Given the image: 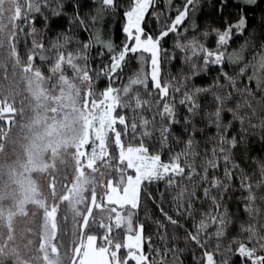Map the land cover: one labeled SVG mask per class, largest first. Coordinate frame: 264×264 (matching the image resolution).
Segmentation results:
<instances>
[{
  "label": "snow or ice",
  "instance_id": "1",
  "mask_svg": "<svg viewBox=\"0 0 264 264\" xmlns=\"http://www.w3.org/2000/svg\"><path fill=\"white\" fill-rule=\"evenodd\" d=\"M67 3L71 11L66 9V0H27L26 8L15 20L22 25L20 33L27 31L32 48L38 52L29 56L32 61L37 57L45 60L48 47L59 50L61 60L66 55L70 58L74 38L71 29L78 26L88 31L87 42L75 41L77 63L82 60L86 68L92 69L85 73L89 79L94 75L98 81L107 80L106 106L113 113V126L123 130L114 133L123 170L110 190V203L116 210L113 223L116 230H122V240L101 249L106 264H185L182 257L188 252L191 264H264V218L259 223L255 220L261 213L257 199L264 202V195L258 197L256 192L264 188V159L258 161V177L235 159L236 150L257 129L264 142V8L260 7L264 0H216L212 14L217 20L203 27L195 21L201 0L175 4L174 0H164L163 11L158 10L157 0H93V7L87 12H82L83 0ZM257 8L259 32L256 27L249 28V21L255 16L248 13ZM118 10H122L123 39L115 45L105 36L103 24L106 15ZM173 12L174 15L166 14ZM65 18L68 30L57 32L46 46L45 32L35 27L37 20L43 23L44 30L50 31L53 24ZM96 25L99 27L91 31ZM181 28L184 33L191 29L192 34L181 36ZM245 32V44L229 50L234 37ZM169 34H174V48L183 53V62L190 67L189 74L176 83L162 76L164 61L173 59L163 47ZM257 35L258 50L250 65L244 64L236 75L226 72L227 64L243 59L249 40H256ZM94 45L100 46L97 57L103 59L107 55L110 63L91 67L90 49ZM132 59L138 69L121 89L116 82ZM249 66L251 75L246 71ZM214 70L219 75L212 84L194 83L193 78L201 72ZM245 75L249 83L238 84L237 76ZM253 80L255 93L250 87ZM208 93L215 107L205 111L200 96ZM256 94L260 97L256 101L259 116L251 103ZM117 109L124 110L123 114H118ZM146 109L151 117L142 114ZM225 113L231 119L225 120ZM257 116L259 123L253 124L252 119ZM129 127L135 142L125 144L121 137L128 135ZM154 183L164 184L158 199L148 191ZM237 192L240 195H234ZM142 194L153 200L160 212L153 221L158 242L146 236L145 223L139 218ZM233 199L244 205L248 220L230 213L229 201ZM233 228L235 232L230 231ZM181 241L183 247L179 246Z\"/></svg>",
  "mask_w": 264,
  "mask_h": 264
},
{
  "label": "trees",
  "instance_id": "2",
  "mask_svg": "<svg viewBox=\"0 0 264 264\" xmlns=\"http://www.w3.org/2000/svg\"><path fill=\"white\" fill-rule=\"evenodd\" d=\"M180 2L181 0H174V4ZM215 3L216 0H201L195 15L197 25L203 27L217 20L212 14V5ZM26 4L27 0H0V264H78L79 257L76 253L85 236L94 235L97 238V246L101 248H107L109 243L114 245L122 240V230H116L113 224L103 225L96 217L94 208L92 210V205L96 197L97 202L102 205L113 206L106 203V187L110 182L116 183L123 170V166L119 164L120 154L114 136L117 130H123L117 125L108 131L104 157L97 160L93 168L87 166L84 158L79 157L76 149L83 130L82 120L77 123V134L72 133L69 128L63 129L59 123L62 122L64 113H78L82 119L87 106L103 99L107 80L101 78L98 81L94 75L89 79L85 73H90L92 69L86 68L82 60L77 63L75 41L89 40V32L78 26L71 29L74 38L70 58L66 55L61 60L59 50L54 51L52 47H48L45 60L40 61L38 57L34 61L29 60L30 55L38 52L32 48L31 37H28L27 31L20 33L19 28L22 25L15 20V16L21 9L26 8ZM83 4L82 12H87L93 7V0H83ZM163 4L164 0H157L158 10H164ZM260 7L264 8V3H261ZM66 9L71 11L67 0ZM121 12L122 10H118L117 13H109L103 24L106 36L110 37L115 45H120L123 39L120 31ZM166 14L174 15V12ZM248 15L255 16L254 20L249 21V28L256 27L258 32L261 31L260 8ZM35 27L37 31L45 32L47 38L44 43L48 46L50 41L55 39L57 32L68 30L67 18L53 24L50 31L44 30L39 19ZM95 27L99 25L94 26L91 31L94 32ZM25 29L27 30V26ZM178 31L181 36L192 34L191 29L188 33H184L183 28ZM247 37V32L238 38L234 37L229 50L238 49L240 45L245 44ZM259 39V35L256 40L250 39L243 51V59L227 64L225 71L236 75L244 64L250 65L255 51L258 50ZM174 40V34L165 38L163 47L173 55V59L164 61L162 76L176 83L189 74L190 67L183 62V53L174 48ZM99 47L94 45L90 49V64L93 68L110 63L107 55L103 59L97 57ZM137 69L135 59L130 60L116 86L122 89L121 85L127 83L128 77ZM246 71L251 75V66ZM218 75L215 70L201 72L193 79L197 86H208ZM55 77L63 87L61 95L54 93L57 89L54 84ZM237 82L249 83L247 75L237 76ZM220 83H224L223 78ZM250 87L255 93L254 80ZM141 93L144 95L142 89ZM144 98L148 97L144 95ZM178 99L179 94L177 103ZM259 99V94L255 95V99H251L253 106L257 107L258 116L260 113L256 101ZM200 103L205 111L215 107L210 93L201 94ZM232 104L234 105L235 101H232ZM180 110L183 115L182 106ZM116 111L123 114L124 110ZM125 114L131 115L130 112ZM142 114L151 117V112L147 109ZM258 116L252 119L253 124L259 123ZM227 119H231V116L225 113V120ZM236 126H239L238 122ZM121 139L125 144L135 142L132 140L130 127L128 135L122 136ZM235 159L246 171L259 176L258 161L264 159V142L260 139L258 129L256 134L249 135L245 145L236 150ZM220 172L222 174V168ZM163 190V183L148 186V191L157 199L159 192ZM256 192L258 197L264 195V188L256 189ZM169 199L170 197H166V200ZM257 206L261 208V213L255 218L259 223L264 218V202L257 199ZM203 210H207V205ZM52 211L55 212V225L52 223ZM229 211L242 220L249 219L244 213V205L235 199L229 201ZM169 214L174 215L171 211ZM88 216L89 224L83 228ZM158 217L160 212L153 200L142 194L139 218L145 223L146 236L150 235L153 241L157 242V229L153 221ZM29 229L35 233L37 246L26 254L25 248L16 243L18 237ZM235 230L233 228L230 231ZM169 231L171 232V229ZM179 246H184L182 241ZM182 259L185 264H191V252L186 253Z\"/></svg>",
  "mask_w": 264,
  "mask_h": 264
},
{
  "label": "rangeland",
  "instance_id": "3",
  "mask_svg": "<svg viewBox=\"0 0 264 264\" xmlns=\"http://www.w3.org/2000/svg\"><path fill=\"white\" fill-rule=\"evenodd\" d=\"M105 36L107 32H104ZM107 37V36H106ZM57 81V77L54 79V84L57 85V89L54 91L56 95H61L62 86ZM87 106V105H86ZM62 122L59 123L63 129L69 130L77 134L79 132V125L77 124L82 120L83 130L80 134V144L76 151L79 154V157H82L86 160L87 166L93 168L95 162L99 159H102L105 154V143L106 136L109 130L112 129V119L113 113L106 106V96L101 101L94 102L91 106L86 107L85 114L82 115L81 119L77 114L74 113H64ZM78 125V126H77ZM62 129V130H63ZM56 131L55 129H53ZM74 137V135H73ZM68 140V138L66 139ZM113 183L110 182L106 187V195L105 200L108 205H112L110 203V190L112 188ZM95 210L96 217L102 222L103 225L111 226L113 220L116 215V210L113 206H104L101 203L97 202L96 197L93 199L92 210ZM52 223L55 225V212H51ZM89 224V216L85 219L83 224V228H85ZM34 234V235H33ZM35 233L31 229L25 231L21 235V239L18 237V242L16 243L18 246H22L26 250V254L34 247L37 246L35 240ZM101 247L97 246V238L94 235L85 236L83 238V242L80 245V248L77 251V256L79 257L78 264H106V257L104 252L101 250Z\"/></svg>",
  "mask_w": 264,
  "mask_h": 264
}]
</instances>
